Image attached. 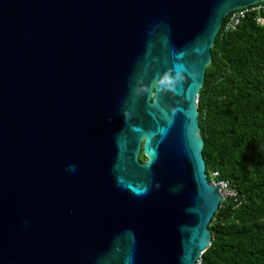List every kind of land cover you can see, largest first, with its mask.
Returning a JSON list of instances; mask_svg holds the SVG:
<instances>
[{
    "label": "water",
    "instance_id": "water-1",
    "mask_svg": "<svg viewBox=\"0 0 264 264\" xmlns=\"http://www.w3.org/2000/svg\"><path fill=\"white\" fill-rule=\"evenodd\" d=\"M263 1L0 0V264H198L223 201L198 98Z\"/></svg>",
    "mask_w": 264,
    "mask_h": 264
},
{
    "label": "trees",
    "instance_id": "trees-1",
    "mask_svg": "<svg viewBox=\"0 0 264 264\" xmlns=\"http://www.w3.org/2000/svg\"><path fill=\"white\" fill-rule=\"evenodd\" d=\"M262 16L248 12L234 31H226L225 19L198 98L209 179L218 173L238 192V201L228 198L212 219L201 264H264Z\"/></svg>",
    "mask_w": 264,
    "mask_h": 264
},
{
    "label": "built area",
    "instance_id": "built-area-1",
    "mask_svg": "<svg viewBox=\"0 0 264 264\" xmlns=\"http://www.w3.org/2000/svg\"><path fill=\"white\" fill-rule=\"evenodd\" d=\"M257 12L258 14H262L263 16L258 18V21L261 25H264V1L258 4H255L253 6H250L245 9L241 10H235L231 13H229L226 17V31H234L238 28L240 25L242 19L245 17V15L248 12ZM212 184L213 185H220L221 187V193L224 197V199L230 198L234 199L237 197L238 193L234 191L228 183L226 182H220L219 181V174L214 173L211 176Z\"/></svg>",
    "mask_w": 264,
    "mask_h": 264
},
{
    "label": "clouds",
    "instance_id": "clouds-1",
    "mask_svg": "<svg viewBox=\"0 0 264 264\" xmlns=\"http://www.w3.org/2000/svg\"><path fill=\"white\" fill-rule=\"evenodd\" d=\"M226 19V18H225ZM208 174V173H207ZM208 179H209V176H208ZM209 182L212 184V179H209ZM220 182H222V181H220ZM223 182H225V181H223ZM226 183H228V182H226ZM229 184V183H228ZM213 185V184H212ZM215 186H217V185H215ZM220 186V185H219ZM230 186V185H229ZM221 188V187H220ZM234 190V189H233ZM234 191H236V190H234ZM220 192H221V189H220ZM237 192V191H236ZM238 193V192H237ZM221 195H222V193H221ZM223 196V195H222ZM228 199V198H227ZM227 199H224V197H223V201H222V203L223 202H225ZM235 199V201H238V195H237V197L236 198H234ZM221 203V204H222ZM220 207H221V205H220ZM201 263V259H200V261L198 262V264H200Z\"/></svg>",
    "mask_w": 264,
    "mask_h": 264
},
{
    "label": "rangeland",
    "instance_id": "rangeland-1",
    "mask_svg": "<svg viewBox=\"0 0 264 264\" xmlns=\"http://www.w3.org/2000/svg\"><path fill=\"white\" fill-rule=\"evenodd\" d=\"M201 264V263H200Z\"/></svg>",
    "mask_w": 264,
    "mask_h": 264
}]
</instances>
